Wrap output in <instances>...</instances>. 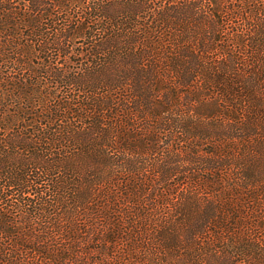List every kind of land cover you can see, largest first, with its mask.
<instances>
[{"label":"trees","instance_id":"16d2710c","mask_svg":"<svg viewBox=\"0 0 264 264\" xmlns=\"http://www.w3.org/2000/svg\"><path fill=\"white\" fill-rule=\"evenodd\" d=\"M259 1L0 0V264H264Z\"/></svg>","mask_w":264,"mask_h":264},{"label":"rangeland","instance_id":"374dc122","mask_svg":"<svg viewBox=\"0 0 264 264\" xmlns=\"http://www.w3.org/2000/svg\"><path fill=\"white\" fill-rule=\"evenodd\" d=\"M258 2H260L259 0H257ZM213 56V55H212ZM214 57V56H213ZM260 98H262L263 99V101H264V92L263 93H261V95H260ZM202 102L201 103H204V101L203 100H201ZM207 101H209L210 103L211 102H213V99L210 97V98H208V100ZM196 106H198V104L196 105ZM201 107V106H200ZM197 108V109H201V110H199V111H202V112H208V109L209 108H206V107H204V108ZM172 113V112H171ZM144 118L145 119H147L148 121H150V123H151V121L152 120H155V119H157L158 117L155 115V114H153V113H151V112H149V111H147V112H145L144 114ZM148 115V116H147ZM186 115H188V114H186ZM161 116H170V114H161ZM149 117V118H148ZM205 118V121H203V122H201L200 124H204V123H206V125H212L213 123H215L216 122V124H217V129L216 128H212V130H215V131H219V130H225V129H227V127H226V123H223L222 121H218V120H213V119H210V118H207L206 116L204 117ZM136 124H144V120L143 119H140V118H137L136 119ZM159 135H160V133H159ZM161 137H162V141H163V143H166L165 141H166V138L163 136V135H160ZM183 145H181V143H177L176 141H173V148H178L179 150L177 151V152H175L174 153V149L171 147L170 148V150H171V152L172 153H170V155H172V156H177L178 155V157L179 158H184L185 156H187V149H190L191 151H195V150H200V148L197 146H192V145H190V144H184V143H182ZM196 144H198V145H201L199 142L198 143H196ZM230 145L232 146V149L231 148H229L228 149V155L230 154V156L231 157H233V158H235V156H236V158H237V156L239 155V154H241L242 153V150H243V146L240 144V142L239 141H233L232 143H230ZM202 146V145H201ZM208 146H210L211 147V145L210 144H208V145H206V146H203L204 147V149H206V148H208ZM164 147L166 148V145H164ZM166 150V149H165ZM180 150H182V152L181 153H179L180 152ZM166 152H168V150H166ZM175 154V155H174ZM189 156V155H188ZM150 175H151V177L152 178H154V176L151 174V173H149ZM192 183H194L192 180H190L189 182H188V185H186L185 187H183V189H181V188H174L173 186H169L168 188H164V189H161L162 190V193L163 194H166L167 196H168V198L170 199V200H176V192H178L180 195H186V194H190V193H192V191H189L187 188L192 184ZM179 187H180V185H179ZM187 189V190H186ZM168 199V200H169ZM125 206V205H124ZM126 206H128L129 208L130 207H132L133 206V204L130 202V203H128V204H126ZM167 209V208H166ZM145 210V208H143V211ZM103 217H100V216H98L96 219H95V221H94V224H96V226H100L99 224H101V222L103 221ZM123 222H125V221H123ZM98 223V224H97ZM89 224L88 223H85V224H83L82 226H84L85 228H86V226H88ZM127 225L126 224H121L120 225V227H122L123 229L126 227ZM184 225H182V226H179V231H180V233L181 232H183V229H184ZM135 229H138V228H135ZM85 230V229H84ZM97 230H101V231H105V229L104 228H98ZM96 234H97V232H96ZM96 235H94V237H95ZM123 241V242H122ZM203 242L205 243V240H203ZM104 244H106V243H104L103 241H100V240H98V241H89L88 243H86L85 245H84V248H88L89 246H97V247H99V246H101V245H104ZM187 244V243H186ZM188 246H190V247H193V244L192 243H189V244H187ZM116 246H117V248L116 249H119L118 250V252H115V253H109V256H105V255H103V254H100V253H96V252H90V254H89V256L90 257H96L97 259H103L104 261H110V263H108V264H124L123 263V259L122 260H120V258L117 256V255H119V254H121L122 253V249H123V251L125 250L124 248H126V245H125V242H124V240H120V241H118L117 242V244H116ZM111 249V248H110ZM121 252V253H120ZM185 252V250L183 249V250H181L180 252H176V254H179V256L181 255V253H184ZM111 255V256H110Z\"/></svg>","mask_w":264,"mask_h":264}]
</instances>
